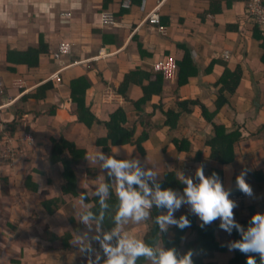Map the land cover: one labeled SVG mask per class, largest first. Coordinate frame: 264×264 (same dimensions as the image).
<instances>
[{"label":"crops","instance_id":"1","mask_svg":"<svg viewBox=\"0 0 264 264\" xmlns=\"http://www.w3.org/2000/svg\"><path fill=\"white\" fill-rule=\"evenodd\" d=\"M119 2L111 0L103 6L102 0H0V107L9 103L0 108V144L9 143L16 151L14 161L0 164V264H96L108 258V236L119 237L124 249L136 252L148 227L144 210L135 203L125 206L120 222L107 234L81 214L94 206L95 197L106 201L109 193L119 198L125 195L128 177L138 171L145 174L137 186L139 194L146 193L147 181L157 182L165 170L173 168L182 185L195 184L189 173L196 165L191 158L197 150L206 152L204 142L213 136L211 127L192 108L189 114H181L180 130L168 133L162 111L180 112L175 101L179 97L178 101L200 98L213 112L214 84L226 68L236 66L242 68L237 94L212 121L240 134L234 145L236 164L220 168L224 181L219 191L221 187L241 190L242 205L213 217L216 226L232 224L248 217V205L260 207L258 215L264 217V188L258 191L262 183L249 178L255 170L264 173V33L244 26L243 1L147 0L145 14L138 12L137 5L120 14ZM103 11L114 14L113 26L100 24ZM153 11L159 15L161 29L147 22L146 14ZM42 41L49 52L40 56L37 69L7 63L9 50L26 51ZM62 41L72 45L71 53L56 62L51 54ZM182 47L189 51L198 74L176 90L177 97L170 93L177 88L176 81L169 83L161 98L153 96L141 109L132 103L142 96L139 85H129L125 97L118 93L126 74L150 72L166 56L179 60ZM224 52L229 59H223ZM54 74L61 76V84L55 83ZM78 77L88 83L84 104L96 120L108 122L121 108L126 116L124 127L134 128L133 141L144 134L143 125H149L148 137L141 143L143 154L134 144L111 145L109 141L105 154L97 143L106 138L105 126L94 122L87 127L76 121L69 87ZM17 80L24 81L21 90L14 88ZM45 84L49 89L37 97ZM161 99L162 106L157 107ZM26 135L32 136V143L23 141ZM177 137L187 139V151L175 148L171 140ZM59 138L73 143L78 158L84 154L85 165L74 170L76 195L61 190L62 164L49 162L52 140ZM233 176L237 177L234 181ZM193 186L197 188L169 194L151 191L139 201L179 204L194 218L196 227L204 228L206 215L199 204L210 199L216 188L208 180ZM113 210V206L103 207L107 216ZM174 216L166 209L159 217L160 230L170 239ZM181 221L185 225L186 217ZM185 241H194L188 227L180 244ZM229 242L231 238H218L216 243L225 252L207 258L218 263L222 259L225 264L223 260L232 256ZM52 244L58 249L51 250ZM252 246L264 247V224L254 234ZM121 248L115 249L116 257ZM123 263L129 264L126 259Z\"/></svg>","mask_w":264,"mask_h":264},{"label":"trees","instance_id":"2","mask_svg":"<svg viewBox=\"0 0 264 264\" xmlns=\"http://www.w3.org/2000/svg\"><path fill=\"white\" fill-rule=\"evenodd\" d=\"M104 4H108L111 0H102ZM140 0H134L133 5H139ZM120 7V2H119ZM136 7V6H135ZM120 14H124L127 11L119 8ZM42 40V39H41ZM117 45V44H116ZM43 41L38 47H31L26 51L9 50L7 52V63L14 65L27 66L29 69H37L40 62V56L49 52L44 47ZM119 47V44L117 45ZM181 57L176 60L177 71L173 78L176 81L177 88L175 90L170 89V93L176 96V90L181 89L182 86L188 85L190 79L195 78L198 74L196 66L192 63L190 53L188 50L182 47ZM211 67V66H210ZM13 70L12 67L8 68ZM242 78V68L236 66L234 69H225L224 73L219 76L214 86L217 87L216 94L213 98V112H209L207 108L202 104L200 98H191L188 100L178 101L176 98V105L180 112H174L167 109L162 111L164 127H167L168 133H173L176 128L180 130V116L183 113H190V109L194 108L199 112L204 121L208 123L213 132V136L207 139L204 144L207 147L206 152L197 150L192 156V160L196 165H192L195 170H200L205 180L213 182V185L218 189V185L214 181L223 182V170L220 168H228L230 165L234 166L237 162L236 152L234 150L235 143L239 142L240 134L237 131L228 132L224 126L217 125L212 121L214 114L218 113L224 105L228 104L229 100L237 94L240 81ZM145 80V81H144ZM146 82L147 85H144ZM129 85H139L142 89V96L135 102H132L137 108L141 109L149 103L153 96L161 98L164 91L169 87V81L165 80L163 76L157 72H154L151 68L150 72H130L125 75L124 80L118 88V93L125 97L127 88ZM49 85L45 84L39 88L37 97H40L42 92H46L49 89ZM88 87L84 77H78L70 84V102L75 104V110L72 114L75 116L77 122H80L84 126L90 127L94 122L97 124H103L107 130L106 138L98 140L97 143L103 146L105 154L107 148L105 143L110 142L111 145L119 144H134L136 150L143 154V148L141 143L148 137L146 133L150 130L149 125L144 124V134L138 136L133 141L134 128L127 129L124 127L126 123L125 112L119 108L109 117L108 122H100L95 119L94 115L90 111L89 107L84 104V94ZM45 93H43L44 95ZM44 97V96H43ZM161 99L158 103H155L157 107L162 106ZM155 108V106H153ZM141 111V110H140ZM175 148L182 152L189 149V143L186 138L177 137L171 140ZM49 162L54 165L61 163L63 166V172L61 177L64 180V185L61 186V190L72 195H76V177L75 167L84 166L85 158L84 154H81L78 158L77 150L73 143L66 141L63 138H59L57 141L52 140L51 150L49 154ZM2 164V162H0ZM187 167V166H186ZM190 166L187 167V169ZM175 168L172 170H165L161 180L157 182H146V193L154 191L157 194H163L179 189L197 188L193 185L203 183V181L194 180L195 184L192 186H185L176 179ZM92 173V172H91ZM144 172L138 171L128 177V191L121 198L115 197L109 193L106 201L102 198L95 197L92 199L94 206L81 214V218L93 221L95 225L103 233H109L121 220V215L125 211V206L135 203L139 208L144 210V217L148 227V230L142 238V245L136 251L132 252V248L124 249L120 242V238L116 236L106 237L108 243V258L99 259L96 264H124L126 259L129 264H219L217 259H209L206 255L214 256L215 254H221L225 252V249L216 243L218 238L232 239L231 245V258L225 264H264V247L255 248L252 246V238L259 227L264 224V217H259L258 206L248 205V217L240 220H233L232 224L224 222L222 226H216L214 213L211 209L203 206V210L206 215V226L196 227L194 225V218L186 213L179 204L164 202H149L147 208L142 207L144 201H139L145 194L137 193V186L144 178ZM251 180L260 184L257 189L261 191L264 188V173L262 170H255L250 174ZM247 178V179H249ZM237 179L233 176L232 181ZM246 179V180H247ZM106 184L109 185V179L106 178ZM222 185V184H221ZM220 189V187H219ZM221 195L229 196V194H241V190L222 188ZM215 191L213 192L214 195ZM212 195V196H213ZM91 201V200H89ZM88 202V201H85ZM201 205V203L199 204ZM242 205V204H240ZM238 206H230L240 207ZM104 206H113L114 212L111 216H107L103 212ZM202 206V205H201ZM260 206V205H259ZM258 207V208H257ZM169 209L175 212L174 230L172 238H169V234L160 230V213L163 210ZM98 211V212H97ZM186 217L185 225L182 224L181 218ZM191 229V234L194 235V241H185L181 245L182 238L186 232V229ZM43 237V236H42ZM51 239V238H50ZM54 240L56 238L54 237ZM122 247V248H121ZM120 249V257H116L115 249ZM58 247L52 244L51 250H57ZM205 255V257H204Z\"/></svg>","mask_w":264,"mask_h":264},{"label":"built area","instance_id":"3","mask_svg":"<svg viewBox=\"0 0 264 264\" xmlns=\"http://www.w3.org/2000/svg\"><path fill=\"white\" fill-rule=\"evenodd\" d=\"M134 0H120V8L124 10H128L132 7ZM146 2L147 0H140V3L137 7L138 12L140 14L146 13ZM244 7H245V15H246V25L251 28H257L261 32L264 33V0H243ZM157 9V8H156ZM69 15V14H65ZM147 22L150 25H156L159 29L160 26V19L159 15L156 11L151 12L150 14H146ZM99 22L103 26H113L115 24V18L113 13L108 11H103L100 13ZM72 46L69 42L62 41L57 49L51 54L52 59L56 62L62 57L68 56L71 53ZM225 57H227V52H225ZM152 68L155 72H159L163 78L167 81H171L175 73L177 71L176 62L174 58L167 57L162 61H157L152 65ZM53 79L56 84H61V76L58 74L53 75ZM2 81L0 80V94H2ZM16 88H23L24 81L17 80L14 83ZM9 103L2 105L0 108L8 106ZM25 142L32 143L33 138L31 135H26L23 138ZM2 146L0 144V162L8 163V161H13L16 157V151L13 147L9 145V143H3ZM194 175V178L197 181L205 180L202 172L200 170H192L189 172ZM216 185H218V189L215 190L214 195L204 203L206 208H209L215 212H221L222 210L226 209L229 205L238 204L242 201V197L236 194H230L229 196L221 195V191H219V185L221 184L219 181H214Z\"/></svg>","mask_w":264,"mask_h":264},{"label":"clouds","instance_id":"4","mask_svg":"<svg viewBox=\"0 0 264 264\" xmlns=\"http://www.w3.org/2000/svg\"><path fill=\"white\" fill-rule=\"evenodd\" d=\"M243 1V0H242ZM244 4V3H243ZM138 7V6H137ZM131 9V8H130ZM130 9H128V10H130ZM114 15V14H113ZM246 20H247V18H246V15H245V7H244V17H243V21H244V26H247L246 25ZM251 28V27H250ZM251 29H257V28H251ZM257 30H259V29H257ZM70 44V43H69ZM71 45V44H70ZM72 46V45H71ZM167 57H172V58H174L173 56H166L165 58H167ZM165 58H163V60L165 59ZM223 59H225V60H227V59H229V54H228V52H227V57H225V52H224V54H223ZM174 60H175V62H176V59L174 58ZM159 61H162V60H159ZM153 69V68H152ZM154 71V70H153ZM155 72V71H154ZM157 73H159V72H157ZM160 74V73H159ZM171 81H173V79L171 80ZM171 81H169V83L171 82ZM42 87V86H41ZM14 88H16L15 86H14ZM17 89H22V88H17ZM6 104V103H5ZM15 160V159H14ZM13 160V161H14ZM9 162V161H8ZM230 195V194H229ZM236 195H239V194H236ZM212 197V196H211ZM210 197V198H211ZM207 200H209V199H205V200H201L200 202H202L201 203V205L202 206H204V203L207 201ZM242 203V201L240 202V203H238V204H232V205H229L226 209H224V210H227L230 206H238V205H240ZM142 207H144V208H147V204L146 203H144V204H142ZM205 207V206H204ZM224 210H222V211H224ZM213 210H211V212H212ZM213 213H214V211H213ZM217 213L218 212H215L214 214L215 215H217Z\"/></svg>","mask_w":264,"mask_h":264},{"label":"rangeland","instance_id":"5","mask_svg":"<svg viewBox=\"0 0 264 264\" xmlns=\"http://www.w3.org/2000/svg\"><path fill=\"white\" fill-rule=\"evenodd\" d=\"M63 15H64V14H63ZM231 245H232V243L229 242V246H231ZM230 257H231V255L228 256V257H226L225 260H223V262H227V260H228ZM218 262H219V260H218ZM221 263H222V259L220 260V263H219V264H221Z\"/></svg>","mask_w":264,"mask_h":264}]
</instances>
